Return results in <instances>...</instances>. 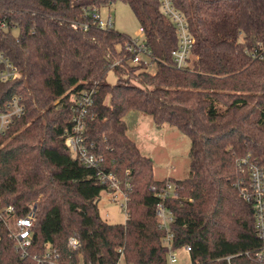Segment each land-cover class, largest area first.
Wrapping results in <instances>:
<instances>
[{"label": "trees", "instance_id": "1", "mask_svg": "<svg viewBox=\"0 0 264 264\" xmlns=\"http://www.w3.org/2000/svg\"><path fill=\"white\" fill-rule=\"evenodd\" d=\"M118 1L144 28L155 71L131 62V35L102 28L88 13ZM172 1L196 39L184 68L173 64L179 38L159 0H0V53L19 68L0 83V112L13 96L25 107L0 134V210L13 206L24 216L43 193L27 256L0 222V264H36L53 249L57 264H168L161 202L172 215V248L190 245V264H257L262 241L239 165L249 158L264 167V54L251 52L264 42V0ZM92 89L84 139L104 158L100 168L85 165L64 136L73 97ZM133 110L190 137L188 175L156 178L153 160L128 133ZM100 172L113 173L128 195L123 223L101 215V196L113 188ZM168 182L177 197L162 195Z\"/></svg>", "mask_w": 264, "mask_h": 264}, {"label": "built area", "instance_id": "2", "mask_svg": "<svg viewBox=\"0 0 264 264\" xmlns=\"http://www.w3.org/2000/svg\"><path fill=\"white\" fill-rule=\"evenodd\" d=\"M162 12L170 18L175 24L179 43L178 46L172 51L173 64L177 68H184L189 64L190 58L193 53L195 44V36L192 33L189 24L184 14L175 6L172 0H159ZM96 19L99 20V25L102 28L114 27L113 17L109 15L107 19H103L96 8L88 10ZM75 28L87 29V25L74 24ZM140 33L145 36V30L140 27ZM126 49L134 53L132 63L137 64L142 60L141 53L144 52L148 57H151V51L146 43V37L141 42L138 37L131 38L126 44ZM253 55L264 54V42H260L254 49L251 50ZM152 60V59H151ZM148 62V61H146ZM150 63V62H149ZM19 74V68L8 57L0 53V83L7 82L15 79ZM95 90H87L82 95L73 97V117L72 128L65 129V142L75 155L89 167L100 168L104 162V158L92 152L85 144L84 130L85 121L89 114L90 108L93 104V95ZM25 113V107L21 103L20 97L13 96L6 105V110L0 112V134H4L10 130L15 124L18 117ZM246 166L244 168L243 166ZM240 168L243 172L246 170L247 179L243 182V194L246 199L251 203L254 210L255 228L262 241L261 246L254 251L255 257L259 261L264 262V167L260 166L257 162L247 158L240 163ZM100 178L103 182H110L113 190L110 193H120L124 197L122 205L125 208L127 217L128 214V195L121 186L120 181L113 173L100 172ZM129 187L130 184H127ZM156 189V187H152ZM178 188L172 182H168L161 193L163 196H178ZM40 200L33 199L29 202V211L24 216L18 215L13 206H9L4 210H0V222L4 221L9 229L10 235L16 240V249L23 256L29 254V247L32 243V234L35 223L37 222L38 207ZM157 214L161 220V226L168 231L166 237V244L169 247L168 264H177L178 258L176 251L173 249V234L170 232L169 223L172 221V215L165 205L161 202L157 206ZM79 245V240L76 237H71L69 246L76 248ZM185 251L190 253L191 246L185 245L182 247ZM180 249V248H179ZM250 251H246L250 255ZM233 256H227L226 259L230 260ZM59 259V252L53 249L45 256H37L36 264H57Z\"/></svg>", "mask_w": 264, "mask_h": 264}, {"label": "rangeland", "instance_id": "3", "mask_svg": "<svg viewBox=\"0 0 264 264\" xmlns=\"http://www.w3.org/2000/svg\"><path fill=\"white\" fill-rule=\"evenodd\" d=\"M99 13L103 19L111 15L115 29L133 38L138 37L141 42L145 39L139 31L140 22L128 3L118 1L108 4L103 6ZM141 55L145 61L150 62L149 70L155 71L157 63L151 61L144 52ZM117 80V72L111 70L108 81L113 84ZM125 119L129 135L139 143L142 152L153 160L156 178L169 179L188 175L191 161V139L188 135L171 124H157L151 116L140 111H130ZM42 197L43 193H40L36 200L41 202ZM122 203H124V197L120 193L103 192L99 201L102 217L110 223L125 222L128 217ZM176 256L177 264H186L190 259L189 253L183 248L176 251Z\"/></svg>", "mask_w": 264, "mask_h": 264}, {"label": "flooded vegetation", "instance_id": "4", "mask_svg": "<svg viewBox=\"0 0 264 264\" xmlns=\"http://www.w3.org/2000/svg\"><path fill=\"white\" fill-rule=\"evenodd\" d=\"M257 264H264V262L263 261H257Z\"/></svg>", "mask_w": 264, "mask_h": 264}, {"label": "crops", "instance_id": "5", "mask_svg": "<svg viewBox=\"0 0 264 264\" xmlns=\"http://www.w3.org/2000/svg\"><path fill=\"white\" fill-rule=\"evenodd\" d=\"M142 150V149H141ZM189 255H190V253H189ZM184 258H185V256H183ZM189 258H190V256H189ZM183 264V263H182ZM186 264H190V259H189V261H188V263H186Z\"/></svg>", "mask_w": 264, "mask_h": 264}]
</instances>
